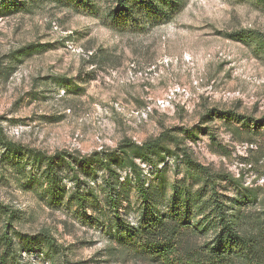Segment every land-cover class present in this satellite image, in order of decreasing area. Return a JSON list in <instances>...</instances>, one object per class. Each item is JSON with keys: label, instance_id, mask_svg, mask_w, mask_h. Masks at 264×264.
<instances>
[{"label": "rangeland", "instance_id": "rangeland-1", "mask_svg": "<svg viewBox=\"0 0 264 264\" xmlns=\"http://www.w3.org/2000/svg\"><path fill=\"white\" fill-rule=\"evenodd\" d=\"M182 1L170 21L138 34L118 33L98 18L50 4L33 13L0 14V238H12L8 264H160L115 237L113 208L100 187L103 170L94 182L98 200L88 199L84 209L67 195L50 204L42 178L46 160L39 158L58 152L64 158L60 185L71 189L77 172L84 188L91 181L80 164L84 157H106L124 141L142 145L168 133L221 175L220 191L228 199L252 188L256 200L241 207L263 209L264 126L251 132L235 121L204 116L229 110L264 123V5ZM243 29L257 31L262 41L225 35ZM32 43L45 48L14 57ZM165 161L167 182H192L183 163ZM136 162L146 181L153 180L155 168ZM121 175L131 181L116 208L134 224L136 181L128 170ZM41 234L60 246L56 255L37 246ZM204 241L181 239L184 248ZM0 243L1 254L6 246L2 238Z\"/></svg>", "mask_w": 264, "mask_h": 264}, {"label": "trees", "instance_id": "trees-1", "mask_svg": "<svg viewBox=\"0 0 264 264\" xmlns=\"http://www.w3.org/2000/svg\"><path fill=\"white\" fill-rule=\"evenodd\" d=\"M264 5V0H257ZM182 0H0V14L17 12L33 13L46 4L58 9H67L76 14L98 18L103 25L118 33H143L152 27L166 23L181 10ZM226 37L249 43L260 40L255 30L243 29L226 32ZM262 41V39L260 40ZM45 48L42 43L22 46L14 52V57L28 55ZM221 119L224 123L235 121L251 132H258L264 126L260 120L229 110L212 109L204 119ZM187 136L195 137L193 131ZM167 140L174 142L173 146ZM9 151L16 153L19 148L12 143L1 141ZM58 157V161L56 158ZM168 157L173 162L183 163L190 184L174 180L167 182ZM139 159L155 168L153 180L146 181L143 171L136 162ZM46 160L42 171L50 204L67 200L74 202L77 209H84L88 199L98 200L94 187L97 170H103L100 187L106 192L105 202L113 208V232L119 241L135 246V252L147 256L160 264H264V206L259 212L247 211L241 206L256 200L257 192L244 188L236 198L228 199L222 193L221 175L213 173L207 165L194 160L171 134L145 142L142 145L124 141L118 151L109 155L99 154L84 157V164L91 181L83 188L82 179L73 173V186L66 190L60 185L62 177L58 166L64 161L60 152L53 157H40ZM97 162L99 167L92 165ZM59 162V163H58ZM159 163H163L158 167ZM122 170H128L136 181L135 185V223L125 221L118 215L117 206L121 203L125 187L130 183L128 176L121 180ZM228 178L227 176H225ZM233 181V179H228ZM159 182V183H158ZM158 183V184H157ZM237 186L239 187V183ZM169 189V194L167 190ZM21 236V234H19ZM183 236H198L204 242L184 248ZM26 238L28 236H25ZM3 246L0 264H8V256L13 254L12 238L2 236ZM0 238V240H1ZM37 246L46 248L49 254L56 255L60 250L48 234H41ZM1 244V243H0ZM11 247V250H10Z\"/></svg>", "mask_w": 264, "mask_h": 264}]
</instances>
